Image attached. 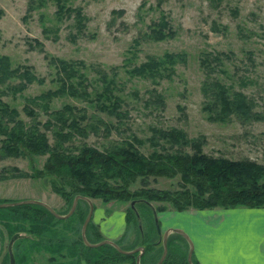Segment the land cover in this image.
<instances>
[{"label": "rangeland", "instance_id": "obj_1", "mask_svg": "<svg viewBox=\"0 0 264 264\" xmlns=\"http://www.w3.org/2000/svg\"><path fill=\"white\" fill-rule=\"evenodd\" d=\"M75 8L84 16V26L78 31ZM0 10V54L9 58L11 66L29 65L36 76L20 90L5 86L17 84L19 77L15 75L9 76L8 82H0V100L17 109L24 122L30 121L22 109L24 105L31 107L41 122L48 117L39 105L43 99L36 97L58 86L48 56L82 60L90 97L101 90L103 82L97 71L101 70L113 79V93L122 99L117 109L124 115L106 113L97 109L94 101L66 91L52 94L47 110L63 104L84 108L85 115L78 123L85 124L87 133L83 137L74 133L69 143L85 142L105 149L134 135L145 139L139 149L148 153L151 147L146 138L152 133L150 126L174 125L182 127L190 137L202 134V149L206 153L264 162V0H0ZM160 18L172 33L155 39L149 28ZM166 51L179 52L182 57H176L173 72L158 83L127 71L147 56ZM216 52L224 53L220 65L223 71L214 75L249 96L254 109L263 114L262 119L243 122L231 116L226 122H211L205 118L199 89L204 69L199 60ZM155 93L161 95L162 103L155 101ZM45 133L52 143L50 129ZM1 152L0 149V202L39 199L59 214L67 212L68 202L51 189L49 175H32L33 169L42 168L46 153L2 155ZM18 171L26 174L16 175ZM177 180V174L150 176L147 186L176 189ZM139 185L136 178L129 187ZM86 197L93 206L85 227L88 242L108 239L124 250L141 245L138 263L155 264L161 253L162 232L167 227L175 228V213L181 210L158 199L149 200L150 209L132 199ZM82 204L79 202L81 208ZM129 205L134 206L138 225L128 217L130 212L134 215L128 210ZM159 205L162 207L158 208ZM208 208L213 207L200 209ZM187 209L199 208L190 206L183 210ZM73 212L61 218L53 215L61 220L53 219V223L46 224L43 234L30 231L27 220L10 218L12 228H17L11 233L0 223V229L4 230L0 238V263L9 264L11 254L12 264H136L138 250L118 260H106L98 253L97 260L93 253L84 255L87 252H81L79 243L74 242L80 235L81 224L75 222ZM143 235L150 240L146 251L147 241L137 240ZM167 239L166 254L160 264L181 263L178 254L187 252L186 240L172 231ZM191 261L196 264L192 252Z\"/></svg>", "mask_w": 264, "mask_h": 264}, {"label": "trees", "instance_id": "obj_2", "mask_svg": "<svg viewBox=\"0 0 264 264\" xmlns=\"http://www.w3.org/2000/svg\"><path fill=\"white\" fill-rule=\"evenodd\" d=\"M56 11L59 13L58 10ZM73 12L76 29L81 30L84 26V16L78 8ZM166 26L167 23L163 18L152 22L149 28L151 37L159 39L170 35L172 31ZM221 56H224V53L216 52L205 54L199 60L204 69L199 89L203 97L201 109L205 112V118L211 122H226L231 116L243 122L262 119L263 114L254 109V101L249 96L214 75L219 70L223 71L220 66ZM176 57L181 58V53L166 51L158 56L149 55L127 71L131 75L146 77L153 83H158L159 79L169 77L173 72ZM48 61L55 68L58 86L54 90L47 89L36 95L43 99L39 105L48 117L41 122L36 118V112L24 105L22 109L30 117V121L26 123L18 116L17 109L0 100V136L2 135L0 149L2 155L46 153L42 168L33 169L32 175L40 177L49 175L51 189L62 196L68 202V206L73 196L79 194L100 197L103 200L132 199L135 203L148 208L151 207L149 203L151 199L168 201L177 210L190 206L199 209L214 206L264 207V162L249 157L231 158L206 153L202 149L204 143L202 134L190 137L180 126L170 125L165 128L150 126L152 133L146 138L151 147L148 153H143L139 149L145 139L134 135L121 139L119 143H114L105 149H98L85 142L69 143L74 133L82 137L87 133L85 124L78 123V120L85 115L84 108L63 104L59 108L47 110L48 100L52 94L66 91L71 95L94 101L97 109L116 116L124 115L123 111L117 109L122 99L113 93V79L107 78L101 70H97L103 82L101 90L94 92L90 97L87 90L88 82L82 70L85 67L82 60L48 56ZM30 68L26 64L11 66L9 58L0 54V82H6L11 75L19 77L17 84L10 86L6 83L5 86L8 88L20 90L36 78ZM154 99L162 103L159 93L154 94ZM179 109L183 108L179 106ZM65 127L67 130H64ZM47 129L52 133V143L48 142L45 133ZM25 174L22 171L16 173V175ZM176 174L178 175L176 189L147 186L150 176L172 177ZM136 178L140 185L131 189L129 186ZM77 200L73 210L74 217L73 214L71 215L80 226L88 205L84 199ZM79 202L83 203L82 208ZM159 206L158 208L162 207ZM128 210L134 214L130 212L128 217L134 219L138 225L134 206L129 205ZM10 218L29 221L30 231L36 234H43L46 224L50 221L53 223V219L61 220L54 218L47 208L37 203L0 207V223L8 233L17 229L12 228L8 222ZM151 231L150 234L154 235L155 232ZM3 232L4 230L0 229V238ZM143 237L144 235L138 236L137 240L140 238L141 241H147L144 245L146 251L150 240ZM77 241L74 242L79 243L77 246L80 251L87 252L84 255L93 253L96 260L97 253L106 260L131 256V253H121L108 243L88 246L80 235ZM167 243L168 239L166 245ZM185 253V251L179 252L178 258L181 263L188 264ZM3 263L1 261L0 264Z\"/></svg>", "mask_w": 264, "mask_h": 264}, {"label": "crops", "instance_id": "obj_3", "mask_svg": "<svg viewBox=\"0 0 264 264\" xmlns=\"http://www.w3.org/2000/svg\"><path fill=\"white\" fill-rule=\"evenodd\" d=\"M175 225L190 238L196 264L264 262V207L181 210Z\"/></svg>", "mask_w": 264, "mask_h": 264}, {"label": "water", "instance_id": "obj_4", "mask_svg": "<svg viewBox=\"0 0 264 264\" xmlns=\"http://www.w3.org/2000/svg\"><path fill=\"white\" fill-rule=\"evenodd\" d=\"M79 198L84 199L87 202V204H88L87 213H86V215H85V217H84V219H83V221L81 223V226H80V236H81L82 241L88 246H96V245H100V244H103V243H108V244H111L116 250H118L121 253H133V252L138 250V253L135 256V263L139 264L138 263L139 256H140V254H141V252L143 250V247L141 245H137L135 248L130 249V250H124V249L119 248L118 245L112 240L103 239V240H100V241L95 242V243H91V242H88L86 240L85 227H86L87 221L89 220V218L91 216V212H92L93 206H92V203L90 202V200L88 199V197H86L84 195H79V194L74 195L72 200H71V203H70V206H69L67 212H65L63 214L57 213L46 202H43V201H41L39 199H32V198H26V199H20V200H12V201H2V202H0V207L10 206V205H17V204H21V203H37V204H40V205L44 206L45 208H47L49 210V212H51V214H53L54 216L61 218V217L68 216L73 211V209H74V207L76 205V201ZM154 220L156 221L155 216H154ZM170 231L180 234L186 240V242H187L186 260H187L188 264H193L192 261H191L192 242H191L190 238L188 237V235L186 234V232H184L180 228H168V229H166V230H164L162 232V235H161V243H162L161 253H160L159 257L157 258L155 264H160L161 261L163 260L164 256H165V254H166V249H167L166 238H167V234ZM9 258H10L9 259V264H12V256H11V254L9 255Z\"/></svg>", "mask_w": 264, "mask_h": 264}, {"label": "snow or ice", "instance_id": "obj_5", "mask_svg": "<svg viewBox=\"0 0 264 264\" xmlns=\"http://www.w3.org/2000/svg\"><path fill=\"white\" fill-rule=\"evenodd\" d=\"M261 264H264V262H261Z\"/></svg>", "mask_w": 264, "mask_h": 264}]
</instances>
